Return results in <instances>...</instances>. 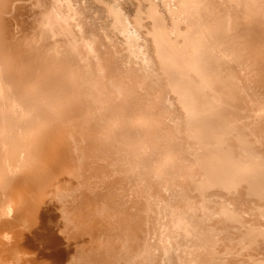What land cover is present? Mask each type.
Here are the masks:
<instances>
[{
	"label": "rangeland",
	"instance_id": "374dc122",
	"mask_svg": "<svg viewBox=\"0 0 264 264\" xmlns=\"http://www.w3.org/2000/svg\"><path fill=\"white\" fill-rule=\"evenodd\" d=\"M41 1L0 0V264H263L264 0Z\"/></svg>",
	"mask_w": 264,
	"mask_h": 264
},
{
	"label": "bare ground",
	"instance_id": "6f19581e",
	"mask_svg": "<svg viewBox=\"0 0 264 264\" xmlns=\"http://www.w3.org/2000/svg\"><path fill=\"white\" fill-rule=\"evenodd\" d=\"M7 1H8V0H7ZM29 1H30V0H29ZM40 1H41V0H40ZM155 1H156V0H155ZM170 1H171V0H170ZM41 2H42V1H41ZM164 2H165V1H164ZM228 2H229V1H228ZM12 3H13V2H12ZM39 3H40V2H39ZM51 3H52V2H51ZM250 3H251V2H250ZM61 4H62V3H61ZM72 4H73V3H72ZM102 4H103V3H102ZM102 4H101V5H102ZM177 4H178V3H177ZM242 4H243V3H242ZM2 5H3V4H2ZM10 5H11V4H10ZM47 5H48V3H47ZM197 5H198V4H197ZM52 6L54 7V5H52ZM65 6H66V5H65ZM76 6H77V5H76ZM111 6H112V5H111ZM115 6H116V5H115ZM166 6H167V5H166ZM245 6H246V5H245ZM14 7H15V6H14ZM34 7H35V6H34ZM45 7H46V6H45ZM106 7H107V6H106ZM226 7H227V6H226ZM2 8H3V6H2ZM8 8H9V6H8ZM17 8H18V7H17ZM39 8H40V6H39ZM47 8H48V6H47ZM55 8H56V7H55ZM72 8H73V7H72ZM74 8H75V7H74ZM116 8H117V7H116ZM165 8H166V7H165ZM9 9H10V8H9ZM52 9H53V8H52ZM56 9H57V8H56ZM56 9H54V10H56ZM215 9H216V8H215ZM15 10H17V9H15ZM45 10H46V9H45ZM189 10H190V9H189ZM252 10H253V9H252ZM30 11H31V10H30ZM52 11H53V10H52ZM118 11H119V9H118ZM147 11H148V10H147ZM182 11H183V10H182ZM242 11H243V10H242ZM247 11H248V10H247ZM42 12H43V11H42ZM42 12H41V13H42ZM46 12H47V11H46ZM73 12H74V11H73ZM75 12H76V11H75ZM231 12H232V11H231ZM259 12H260V11H259ZM41 13H40V14H41ZM55 13H56V12H55ZM76 13H77V12H76ZM78 13H79V12H78ZM80 13H81V12H80ZM116 13H117V12H116ZM157 13H158V12H157ZM162 13H163V12H162ZM15 14H16V13H15ZM57 14H58V12H57ZM112 14H113V13H112ZM146 14H149V13L147 12ZM248 14H249V13H248ZM258 14H259V13H258ZM53 15H54V14H53ZM108 15H109V14H108ZM169 15H170V14H169ZM169 15H168V17H169ZM262 15H263V14H262ZM39 16H40V15H38V17H39ZM56 16H59V14L56 15ZM66 16H67V15H66ZM112 16H113V15H112ZM263 16H264V15H263ZM77 17H78V16H77ZM83 17H84V15H83ZM135 17H136V16H135ZM173 17H174V16H173ZM236 17H237V16H236ZM30 18H32V17H30ZM57 18H60V17H57ZM63 18H65V17H63ZM113 18H114V17H113ZM121 18H122V17H121ZM127 18H128V17H127ZM133 18H134V17H133ZM214 18H215V17H214ZM248 18H249V17H248ZM17 19H18V18H17ZM38 19H39V18H38ZM66 19H67V18H66ZM111 19H112V18H111ZM168 19H169V18H168ZM175 19H176V17H175ZM236 19H237V18H236ZM255 19H256V18H255ZM261 19H262V18H261ZM47 20H48V19H47ZM76 20H77V19H76ZM115 20H116V19H115ZM117 20H118V19H117ZM190 20H191V19H190ZM205 20H206V19H205ZM209 20H210V19H209ZM243 20H244V19H243ZM250 20H251V19H250ZM257 20H258V19H257ZM17 21H18V20H17ZM43 21H44V20H43ZM77 21H78V20H77ZM141 21H143V20H141ZM180 21H181V20H180ZM262 21H263V19H262ZM50 22H52V21H50ZM120 22H121V21H120ZM139 22H140V21H139ZM196 22H197V21H196ZM234 22H235V21H234ZM236 22H237V21H236ZM36 23H37V22H36ZM41 23H43V22H41ZM47 23H48V22H47ZM87 23H88V22H87ZM174 23H175V22H174ZM174 23H173V24H174ZM208 23H209V22H208ZM263 23H264V22H263ZM31 24H32V23H31ZM40 25H41V24H40ZM78 25H79V23H78ZM112 25H113V24H112ZM165 25H166V24H165ZM187 25H188V24H187ZM191 25H192V24H191ZM208 25H209V24H208ZM233 25H234V24H233ZM251 25H252V24H251ZM256 25H258V24H256ZM36 26H37V24H36ZM36 26H35V27H36ZM62 26H63V25H62ZM172 26H173V25H172ZM222 26H223V25H222ZM245 26H246V25H245ZM248 26H249V25H248ZM248 26H247V27H248ZM17 27H18V25H17ZM37 27H38V26H37ZM37 27H36V28H37ZM67 27H68V26H67ZM74 27H75V26H74ZM126 27H129V26H126ZM126 27H125V28H126ZM140 27H141V26H140ZM155 27H156V26H155ZM169 27H170V26H169ZM259 27H260V26H259ZM38 28H39V27H38ZM77 28H78V27H76L75 30H76ZM106 28H107V27H106ZM112 28H113V27H112ZM115 28H116V27H115ZM253 28H254V27H253ZM57 29H58V28H57ZM154 29H155V28H154ZM168 29H169V28H168ZM170 29H171V28H170ZM242 29H243V28H242ZM245 29H246V28H245ZM261 29H262V28H261ZM38 30H39V29H38ZM53 30H54V29H53ZM75 30H74V31H75ZM122 30H123V29H122ZM126 30H127V29H126ZM130 30H131V29H130ZM157 30H158V29H157ZM181 30H182V29H181ZM257 30H258V29H257ZM262 30H264V27H263ZM41 31H42V30H41ZM110 31H111V30H110ZM113 31H114V30H113ZM124 31H125V30H124ZM132 31H133V30H131L130 32L132 33ZM145 31H146V30H145ZM39 32H40V31H39ZM43 32H44V31H43ZM54 32H56V31L54 30ZM57 32H58V30H57ZM127 32H128L127 35H130V34H129V31H127ZM253 32H254V31H253ZM12 33H13V32H12ZM58 33H59V32H58ZM133 33H135V32H133ZM230 33H231V32H230ZM230 33H229V34H230ZM258 33H260V32H258ZM44 34H45V33H44ZM63 34H64V33H63ZM91 34H92V33H91ZM91 34H90V35H91ZM154 34H155V33H154ZM250 34H251V33H250ZM262 34H263V33H262ZM12 35H14V34H12ZM17 35H18V34H17ZM40 35H41V33H40ZM42 35H43V33H42ZM42 35H41V36H42ZM87 35H88V34H87ZM135 35H136V34H135ZM160 35H162V34H160ZM234 35H235V34H234ZM252 35H253V34H252ZM61 36H62V35H61ZM132 36H133V35H132ZM153 36H154V35H153ZM188 36H189V35H188ZM211 36H212V35H211ZM249 36H250V35H249ZM254 36H256V35H254ZM258 36H259V35H258ZM79 37H80V36H79ZM87 37H88V36H87ZM89 37H90V36H89ZM121 37H123V36H121ZM150 37H151V36H150ZM163 37H164V36H163ZM163 37H162V38H163ZM233 37H235V36H233ZM251 37H252V36H251ZM262 37H263V36H262ZM262 37H261V38H262ZM128 38H130V37H128ZM219 38H220V37H219ZM242 38H243V37H242ZM30 39H31V38H30ZM38 39H39V38H38ZM46 39H48V38H46ZM56 39H57V38H56ZM58 39H59V38H58ZM67 39H68V38H67ZM80 39H81V38H80ZM87 39H88V38H87ZM115 39H116V38H115ZM121 39H122V38H121ZM144 39H145V38H144ZM155 39H156V37H155ZM244 39H245V38H244ZM250 39H251V38L249 37V41H250ZM259 39H260V38H259ZM263 39H264V38H263ZM16 40H17V39H16ZM16 40H15V41H16ZM24 40H25V38H24ZM27 40H28V39H27ZM39 40H40V39H39ZM74 40H75V39H74ZM83 40H84V39H83ZM89 40H90V39H89ZM221 40H222V39H221ZM255 40H257V39H255ZM11 41H12V40H11ZM47 41H48V40H47ZM62 41H64V39H63ZM115 41H116V40H115ZM160 41H161V40H160ZM183 41H184V40H183ZM229 41H230V40H229ZM233 41H234V40H233ZM31 42H32V41H31ZM58 42H59V41H58ZM91 42H92V40H91ZM93 42H94V41H93ZM150 42H151V41H150ZM211 42H212V41H211ZM251 42H252V41H251ZM29 43H30V42H29ZM38 43H39V42H38ZM38 43H36V44H38ZM45 43H46V42H45ZM49 43H50V42H49ZM51 43H52V42H51ZM78 43H79V42H78ZM83 43H85V40H84ZM88 43H89V42H88ZM128 43H129V42H128ZM160 43H161V42H160ZM163 43H164V42H163ZM218 43H219V42H218ZM237 43H238V42H237ZM237 43H236V44H237ZM257 43H258V42H257ZM16 44H17V43H16ZM19 44H20V43H19ZM63 44H64V42H63ZM97 44H98V43H97ZM125 44H126V43H125ZM161 44H162V43H161ZM245 44H246V43H245ZM248 44H249V43H248ZM27 45H28V44H27ZM29 45H30V44H29ZM32 45H33V44H32ZM34 45H35V44H34ZM38 45H39V44H38ZM60 45H61V44H60ZM64 45H65V44H64ZM83 45H84V44H83ZM85 45H86V44H85ZM99 45H100V44H99ZM154 45H155V44H154ZM167 45H168V44H167ZM189 45H190V44H189ZM191 45H192V44H191ZM20 46H21V45H20ZM41 46H42V45H41ZM41 46H40V47H41ZM53 46H54V45H53ZM61 46H62V45H61ZM69 46H70V45H69ZM90 46H91V45H90ZM124 46H125V45H124ZM224 46H225V45H224ZM232 46H233V45H232ZM250 46H251V45H250ZM15 47H16V46H15ZM28 47H29V46H28ZM35 47H36V45H35ZM38 47H39V46H38ZM51 47H52V46H51ZM62 47H63V46H62ZM82 47H83V46H82ZM135 47H136V46H135ZM220 47H221V46H220ZM242 47H243V45H242ZM19 48H20V47H19ZM32 48H33V47H32ZM42 48H43V47H42ZM83 48H84V47H83ZM86 48H88V47H86ZM94 48H95V47H94ZM129 48H130V47H129ZM138 48H139V47H138ZM187 48H188V47H187ZM248 48H250V47H248ZM11 49H12V48H11ZM35 49H37V47H36ZM45 49L47 50V49H49V48H45ZM56 49H57V48H56ZM56 49H55V50H56ZM59 49H60V48H59ZM66 49H67V48H66ZM69 49H70V48H68V51H69ZM89 49H90V48H89ZM100 49H101V48H100ZM104 49H105V48H104ZM139 49H140V48H139ZM145 49H146V48H145ZM178 49H179V48H178ZM213 49H214V48H213ZM234 49H235V48H234ZM236 49H237V51H238V48H236ZM242 49H243V48H242ZM18 50H19V49H18ZM32 50H33V49H32ZM46 50H45V51H46ZM80 50H81V48H80ZM85 50H86V49H85ZM95 50H96V49H95ZM187 50H188V49H187ZM231 50H232V49H231ZM243 50H244V49H243ZM246 50H247V49H246ZM250 50H251V49H250ZM261 50H264V48H262ZM261 50H260V51H261ZM50 51H51V50H50ZM97 51H99V50H97ZM138 51H139V50H138ZM138 51H137V52H138ZM190 51H191V50H190ZM233 51H234V50H233ZM248 51H249V50H248ZM0 52H1V51H0ZM19 52H20V51H19ZM19 52H18V53H19ZM23 52H24V51H23ZM41 52H42V51H41ZM85 52H87V51H85ZM88 52H89V51H88ZM128 52H129V51H128ZM139 52H140V51H139ZM168 52H169V51H168ZM241 52H242V51H241ZM261 52H262V51H261ZM16 53H17V51H16ZM44 53H45V52H44ZM44 53H43L42 55H44ZM61 53H62V52H61ZM65 53H66V52H65ZM69 53H70V52H69ZM72 53H73V51H72ZM77 53H78V52H77ZM79 53H80V52H79ZM82 53H83V52H82ZM92 53H93V51H92ZM135 53H136V52H135ZM153 53H154V52H153ZM177 53H178V52H177ZM226 53H227V52H226ZM248 53H249V52H248ZM32 54H33V52H32ZM35 54L38 55L36 52H35ZM35 54H34V55H35ZM39 54H40V53H39ZM66 54H67V53H66ZM66 54H65V55H66ZM155 54H156V53H155ZM238 54H239V53H238ZM255 54H256V53H255ZM262 54H263V53H262ZM15 55H16V54H15ZM20 55H21V54H20ZM20 55H19V56H20ZM42 55H41V56H42ZM62 55H63V54H62ZM72 55H73V54H72ZM168 55H169V54H168ZM246 55H247V54H246ZM30 56H31V55H30ZM41 56H40L39 58H41ZM74 56H75V55H74ZM86 56H87V55H86ZM90 56H91V55H90ZM103 56H104V55H103ZM140 56H141V54H140ZM143 56H144V55H143ZM155 56H156V55H155ZM171 56H172V55H171ZM244 56H245V55H244ZM260 56H261V54H260ZM17 57H18V56H17ZM35 57H38V56H35ZM65 57H66V56H65ZM100 57H101V55H100ZM146 57H147V56H146ZM221 57H222V56H221ZM255 57H256V56H255ZM25 58H26V57H25ZM32 58H33V57H32ZM32 58H31V59H32ZM45 58H47V60H49L47 56H46ZM68 58H69V57H68ZM72 58H73V57H72ZM91 58H92V57H91ZM95 58H96V57H95ZM191 58H192V57H191ZM222 58H223V57H222ZM226 58H227V57H226ZM236 58H237V57H236ZM240 58H241V56H240ZM240 58H239V59H240ZM22 59H24V57H23ZM37 59H38V58H37ZM54 59H55V58H54ZM54 59H51V60H54ZM74 59H75V58H74ZM93 59H94V58H93ZM136 59H137V58H136ZM180 59H181V58H180ZM221 60H222V59H221ZM234 60H235V59H234ZM16 61H17V60H16ZM35 61H36V60H35ZM56 61H57V60H56ZM86 61H87V60H86ZM89 61H90V60H89ZM139 61H140V60H139ZM142 61H143V59H142ZM147 61H149V60H147ZM235 61H236V60H235ZM239 61H240V60H239ZM40 62H42V61L40 60ZM48 62H49V61H48ZM53 62H54V61H53ZM70 62H71V61H69V63H70ZM73 62H75V60H74ZM227 62H228V61H227ZM236 62H237V61H236ZM245 62H246V61H245ZM253 62H254V61H253ZM253 62H252V63H253ZM29 63H30V62H29ZM31 63H32V62H31ZM31 63H30V64H31ZM33 63H34V62H33ZM38 63H39V62H38ZM38 63H36V64H38ZM75 63H76V62H75ZM82 63H83V62H82ZM147 63H148V62H147ZM192 63H193V62H192ZM224 63H225V62H224ZM229 63H230V62H229ZM27 64H28V63H27ZM45 64H47L46 61H45ZM45 64H44V65H45ZM54 64H55V63H54ZM90 64H91V63H90ZM218 64H219V63H218ZM239 64H240V63H239ZM247 64H248V63H247ZM261 64H262V63H261ZM32 65H34V64H32ZM51 65H52V64H51ZM55 65H57V64H55ZM73 65H74V64H73ZM82 65H83V64H82ZM157 65H158V64H157ZM157 65H156V66H157ZM179 65H180V64H179ZM248 65H249V64H248ZM256 65H257V64H256ZM263 65H264V64H263ZM42 66H43V64H42ZM42 66H40V67H42ZM71 66H72V65H71ZM101 66H102V65H101ZM147 66H148V65H147ZM171 66H172V65H171ZM231 66H232V65H231ZM242 66H243V65H242ZM249 66H250V65H249ZM252 66H253V65H252ZM252 66H251L250 68H252ZM28 67H29V66H28ZM47 67H48V66H47ZM56 67H57V66H56ZM61 67H62V65H61ZM83 67H84V66H83ZM105 67H106V65L104 66V68H105ZM182 67H183V66H182ZM185 67H186V66H185ZM185 67H184V68H185ZM228 67H229V66H228ZM235 67H236V66H235ZM262 67H263V66H262ZM262 67H261V68H262ZM31 68H32V67H31ZM36 68H37V66H36ZM174 68H175V67H174ZM184 68H183V69H184ZM208 68H209V67H208ZM241 68H242V67H241ZM255 68H256V67H255ZM5 69H6V68H5ZM37 69H38V68H37ZM39 69H40V68H39ZM41 69H42V68H41ZM45 69H46V68H45ZM145 69H146V68H145ZM159 69H160V68H159ZM161 69H162V68H161ZM223 69H224V68H223ZM232 69H233V68H232ZM27 70H29V69L27 68ZM43 70H44V68H43ZM47 70H48V68H47ZM50 70H51V69H50ZM52 70H53V69H52ZM88 70H89V69H88ZM90 70H91V68H90ZM205 70H206V69H205ZM240 70H241V69H240ZM258 70H259V68H258ZM84 71H85V70H84ZM105 71H107V70H105ZM149 71H150V70H149ZM166 71H167V69H166ZM212 71H213V70H212ZM214 71H215V70H214ZM235 71H236V70H235ZM241 71H242V70H241ZM252 71H253V70H252ZM32 72H33V71H32ZM34 72H35V71H34ZM90 72H91V71H90ZM131 72H132V71H131ZM194 72H195V71H194ZM205 72H206V71H205ZM222 72H223V71H222ZM227 72H228V71H227ZM231 72H232V71H231ZM245 72H246V70H245ZM248 72H249V71H248ZM254 72H255V70H254ZM9 73H10V72H9ZM51 73H52V72H51ZM54 73H55V72H54ZM138 73H139V71H138ZM146 73H147V72H146ZM187 73H188V72H187ZM233 73H234V72H233ZM249 73H250V72H249ZM260 73H261V72H260ZM21 74H22V73H21ZM29 74H30V73H29ZM38 74H39V73H37V75H38ZM73 74H74V73H73ZM178 74H179V73H178ZM189 74H190V73H189ZM243 74H244V73H243ZM250 74H251V73H250ZM255 74H256V73H255ZM13 75H14V74H13ZM30 75H32V74H30ZM44 75H45V74H44ZM79 75H80V72H79ZM212 75H213V74H212ZM236 75H237V74H236ZM257 75H258V74H257ZM11 76H12V75H11ZM82 76H83V75H82ZM85 76L87 77V75H85ZM152 76H154V75H152ZM167 76H168V74H167ZM169 76H170V75H169ZM213 76H214V75H213ZM242 76H243V75H242ZM246 76L248 77V75H246ZM251 76H253V74H252ZM32 77H33V76H32ZM34 77H37V76L35 75ZM38 77H39V76H38ZM46 77H48V76L46 75ZM51 77H52V76H51ZM56 77H57V76H56ZM56 77H55V79H56ZM58 77H60V76H58ZM62 77H63V75H62ZM94 77H95V76H94ZM144 77H145V75H144ZM228 77H229V76H228ZM239 77H241V76H239ZM255 77H257V76H255ZM27 78H29V77H27ZM43 78H44V77H43ZM157 78H158V77H157ZM221 78H222V77H221ZM233 78H234V77H233ZM236 78H237V77H236ZM249 78H250V76H249ZM249 78H248V79H249ZM36 79H37V78H36ZM55 79H54V80H55ZM98 79H99V78H98ZM151 79H153V78H151ZM172 79H173V77H172ZM219 79H220V78H219ZM228 79H229V78H228ZM251 79H252V78H251ZM25 80H26V78H25ZM28 80H29V79H28ZM41 80H42V79H41ZM41 80H40V82H41ZM44 80H45V82H46V78H45ZM48 80H49V78H48ZM59 80H61V79H59ZM63 80H65V79H63ZM72 80H73V79H72ZM87 80H88V79H87ZM112 80H113V79H112ZM166 80H167V79H166ZM166 80H165V81H166ZM50 81H51V80H50ZM50 81H49V84H50ZM55 81H56V80H55ZM84 81H85V80H84ZM89 81H90V80H89ZM109 81H110V80H109ZM119 81H120V80H119ZM119 81H117V84H116V83H113V84H112V83H111L112 81H111L110 83H111V86H112L113 94H114V92H115L116 94H119V97H120V98H122L123 96H120V94H121V93H122L121 95L125 94L126 89L123 90V88H124L125 86H124V87H123V86L121 87L122 84H121V83L118 84ZM206 81H207V80H206ZM221 81H222V80H221ZM244 81H245V80H244ZM249 81H250V79H249ZM0 82H1V81H0ZM20 82H21V81H20ZM25 82H26V81H25ZM31 82H32V81H31ZM38 82H39V81H38ZM45 82L43 81V83H45ZM52 82H53V81H52ZM58 82H59V81H57V84H58ZM61 82H62V81H61ZM113 82H114V80H113ZM213 82H214V81H213ZM228 82H229V81H228ZM230 82H231V81H230ZM253 82H254V81H253ZM28 83H29V82H28ZM43 83H42V84H43ZM46 83L48 84V82H46ZM110 83H109V84H110ZM169 83H170V82H169ZM174 83H175V82H174ZM195 83H196V82H195ZM223 83H224V82H223ZM235 83H236V82H235ZM240 83H242V82H240ZM26 84H27V83H26ZM49 84H48V85H49ZM52 84H53V83H52ZM98 84H99V83H98ZM146 84H147V83H146ZM214 84H215V83H214ZM247 84H248V83H247ZM247 84H245V85H247ZM14 85H15V84H14ZM211 85H212V84H211ZM217 85H218V84H217ZM248 85H249V84H248ZM1 86H2V85H1ZM43 86H44V85H43ZM58 86H59V85H58ZM91 86H92V85H91ZM91 86H90V88H91ZM150 86H151V85H150ZM169 86H170V85H169ZM199 86H200V85H199ZM205 86H206V85H205ZM224 86H225V85H224ZM237 86H238V85H237ZM3 87H4V86H3ZM3 87H2V88H3ZM20 87H21V86H20ZM98 87H99V86H98ZM156 87H157V86H156ZM170 87H171V86H170ZM212 87H213V86H212ZM222 87H223V86H222ZM233 87H234V86H233ZM241 87H242V86H241ZM6 88H7V87H6ZM22 88H23V87H22ZM59 88H60V87H58V89H59ZM83 88H84V87H83ZM125 88H126V87H125ZM210 88H211V87H210ZM3 89H5V88H3ZM9 89H10V88H9ZM19 89H20V88H19ZM39 89H40V88H39ZM39 89H38V90H39ZM56 89H57V88H56ZM213 89H214V88H213ZM226 89H227V88H226ZM244 89H246V88H244ZM13 90H14V89H13ZM51 90H52V89H51ZM148 90H149V89H148ZM233 90H234V89H233ZM238 90H239V89H238ZM241 90H242V89H241ZM10 91L12 92V90H10ZM48 91H49V89H48ZM60 91H61V90H60ZM88 91H89V90H88ZM123 91H124V92H123ZM129 91H130V90H129ZM176 91H177V90H176ZM236 91H237V90H236ZM245 91H246V90H245ZM4 92H5V90H4ZM49 92H50V91H49ZM55 92H56V91H55ZM210 92H211V91H210ZM219 92H220V91H219ZM223 92H224V91H223ZM251 92H252V91H251ZM38 93H39V92H38ZM83 93H84V92H83ZM101 93H102V92H101ZM168 93H169V92H168ZM227 93H228V92H227ZM253 93H254V92H253ZM5 94H6V93H5ZM9 94H10V93H9ZM23 94H24V93H23ZM23 94H22V96H23ZM25 94H26V93H25ZM29 94H30V93H29ZM42 94H43V92H42ZM51 94H53V93H51ZM85 94H86V93H85ZM103 94H104V93H103ZM220 94H221V93H220ZM260 94H261V93H260ZM10 95L12 96V94H10ZM20 95H21V94H20ZM26 95H27V94H26ZM57 95H58V94H57ZM70 95H71V93H70ZM92 95H93V94H92ZM104 95H105V94H104ZM114 95H115V94H114ZM226 95H227V94H226ZM241 95H242V94H241ZM246 95H247V94H246ZM252 95H255V94H252ZM0 96H1V95H0ZM7 96H8V95H7ZM28 96H29V95H28ZM39 96H41V95H39ZM44 96H45V92H44ZM74 96H75V95H74ZM93 96H94V95H93ZM116 96H117V95H116ZM116 96H115V97H116ZM138 96H139V95H138ZM223 96H224V95H223ZM238 96H239V95H238ZM238 96H237V97H238ZM13 97H14V96H13ZM34 97H35V96H34ZM84 97H85V96H84ZM117 97H118V96H117ZM119 97H118V99H119ZM19 98H20V97H19ZM23 98H24V97H23ZM26 98H27V97H26ZM40 98H41V97H40ZM56 98H57V97H56ZM76 98H77V97H76ZM93 98H94V97H93ZM104 98H105V97H104ZM143 98H144V97H143ZM179 98H180V97H179ZM232 98H233V97H232ZM87 99H88V98H87ZM123 99H124V98H123ZM182 99H183V98H182ZM220 99H221V98H220ZM256 99H257V98H256ZM14 100H16V99L14 98ZM18 100H19V99H18ZM23 100H24V99H23ZM39 100H41V99L38 98V102H36V103H39ZM43 100H44V99H43ZM59 100H60V99H59ZM63 100H64V99H63ZM105 100H108V99L106 98ZM105 100H103V101H105ZM230 100H231V99H230ZM11 101H12V99H11ZM35 101H36V100H35ZM50 101H51V100H50ZM240 101H241V100H240ZM250 101H252V100H250ZM258 101H259V100H258ZM2 102H4V101H2ZM5 102H6V100H5ZM18 102H19V101H18ZM21 102H22V98H21ZM29 102H30V101H29ZM47 102H48V101H47ZM53 102H54V101H53ZM65 102H66V100H65ZM74 102H76V101H74ZM101 102H102V101H101ZM105 102H108V101H105ZM228 102H230V101H228ZM231 102H232V101H231ZM236 102H237V101H236ZM236 102H235V103H236ZM248 102H249V101H248ZM254 102H255V101H254ZM6 103H7V102H6ZM19 103H20V102H19ZM32 103H33V102H32ZM32 103H31V104H32ZM207 103H208V102H207ZM215 103H217V102H215ZM243 103H244V102H243ZM9 104H11V103L9 102ZM23 104H25V103H23ZM27 104H28V103H27ZM31 104H30V105H31ZM77 104H78V103H77ZM108 104H109V103H108ZM136 104H137V103H136ZM224 104H225V103H224ZM227 104H228V103H227ZM231 104H232V103H231ZM248 104H249V103H248ZM25 105H26V104H25ZM33 105H35V104H33ZM44 105H45V104H44ZM53 105H54V104H53ZM63 105H64V104H63ZM124 105H125V104H124ZM233 105H234V103H233ZM9 106H10V105H9ZM22 106H23V105H22ZM28 106H29V105H28ZM31 106H32V105H31ZM36 106H37V105H35V107H36ZM38 106H40V104H39ZM49 106H50V105H49ZM89 106H90V105H89ZM89 106H88V107H89ZM97 106H98V105H97ZM165 106H166V105H165ZM193 106H194V105H193ZM219 106H220V105H219ZM225 106H226V105H225ZM229 106H230V105H229ZM259 106H260V105H259ZM93 107H94V106H93ZM102 107H104V106H102ZM166 107H167V106H166ZM185 107H186V106H185ZM212 107H213V106H212ZM246 107H247V106H246ZM246 107H245V108H246ZM7 108H8V107H7ZM9 108H10V107H9ZM15 108H16V107H15ZM26 108H27V107H26ZM26 108H25V109H26ZM59 108H60V107H59ZM91 108H92V106H91ZM105 108H106V106H105ZM241 108H242V107H241ZM249 108H250V107H249ZM254 108H255V107H254ZM17 109H18V108H17ZM20 109H21V108H20ZM31 109H32V108H31ZM93 109H94V108H92V110H93ZM107 109H109V108H107ZM114 109H115V108H114ZM167 109H168V108H167ZM211 109H212V108H211ZM225 109H226V108H225ZM234 109H235V108H234ZM260 109H261V108H260ZM15 110H16V109H15ZM21 110H23V109H21ZM26 110H27V109H26ZM26 110H25V111H26ZM45 110L47 111L46 108H45ZM135 110H136V109H135ZM148 110H149V109H148ZM208 110H209V109H208ZM256 110H257V109H256ZM16 111H17V110H16ZM31 111H32V110H31ZM31 111H29V112H31ZM90 111H91V110H90ZM228 111H229V110H228ZM233 111H234V110H233ZM236 111H237V110H236ZM26 112L29 113L28 111H26ZM34 112H35V111H34ZM34 112H33V113H34ZM91 112H92V111H91ZM91 112H90V113H91ZM106 112H107V111H106ZM163 112H164V111H163ZM200 112H201V111H200ZM234 112H235V111H234ZM17 113H18V112H17ZM110 113H111V112H110ZM113 113H115V112H113ZM218 113H219V112H218ZM8 114H9V113H8ZM8 114H6V117H9V118H10V115L8 116ZM52 114H53V113H52ZM75 114H76V113H75ZM141 114H142V113H141ZM141 114H140V115H141ZM149 114H150V112H149ZM222 114H223V113H222ZM242 114H243V113H242ZM259 114H260V113H259ZM12 115H13V114H12ZM16 115H17V114H16ZM19 115H20V114H19ZM19 115L17 116V118L19 117ZM30 115H31V114H30ZM32 115H33V114H32ZM57 115H58V114H57ZM107 115H108V114H107ZM109 115H110V114H109ZM143 115H144V114H143ZM147 115H148V114H147ZM245 115H246V114H245ZM22 116H23V115H22ZM28 116H29V115H28ZM33 116H34V115H33ZM48 116H49V115H48ZM63 116H65V115L63 114ZM226 116H227V115H226ZM3 117H4V116H3ZM30 117H31V116H30ZM86 117H87V116H86ZM143 117H144V116H143ZM181 117H182V116H181ZM223 117H224V116H223ZM9 118H6V120L8 121ZM14 118H16V117L14 116ZM14 118H13V119H14ZM56 118H57V117H56ZM58 118H59V117H58ZM114 118H116V117H114ZM117 118H118V117H117ZM146 118H147V116H146ZM183 118H184V117H183ZM193 118H194V117H193ZM243 118H244V117H243ZM249 118H250V117H249ZM254 118H255V117H254ZM0 119H1V118H0ZM20 119H21V118H20ZM54 119H55V118H54ZM108 119H109V118H108ZM132 119H133V118H132ZM147 119H148L147 121L149 122V121H151L152 118L150 117V118H147ZM149 119H150V120H149ZM255 119H256V118H255ZM258 119H259V118H258ZM3 120H4V119H3ZM6 120H5V121H6ZM29 120H31V119H29ZM72 120H73V119H72ZM109 120H110V119H109ZM113 120H114V119H113ZM134 120H135V119H134ZM155 120H156V119H155ZM215 120H216V119H215ZM245 120H246V119H245ZM16 121H17V120H16ZM54 121H55V120H54ZM76 121H77V120H76ZM84 121H85V120H84ZM107 121H108V120H107ZM107 121H106V122H107ZM142 121H143V120H142ZM211 121H212V120H211ZM225 121H226V120H225ZM23 122H24V120H23ZM25 122H26V121H25ZM30 122H32V121H30ZM37 122H38V121H37ZM51 122H53V121L51 120ZM108 122H109V121H108ZM114 122H115V121H114ZM148 122H147V123H148ZM151 122H152V124H154L153 121H151ZM3 123H4V121L2 122V125H5V124H3ZM6 123L9 124V122H6ZM41 123H42V122H41ZM56 123H57V122H56ZM67 123H68V122H67ZM95 123H96V122H95ZM175 123H176V122H175ZM178 123H180V122H178ZM189 123H190V121H189ZM230 123H231V122H230ZM8 124H7V125H8ZM19 124H20V122H19ZM28 124H29V123H28ZM197 124H198V123H197ZM216 124H217V123H216ZM7 125H6V126H7ZM30 125H32V124H30ZM34 125H35V124H34ZM62 125H63V124H62ZM82 125H83V124H82ZM111 125H112V124H111ZM173 125H174V124H173ZM221 125H222V124H221ZM11 126H12V125H10V127H11ZM13 126H14V125H13ZM16 126H17V125H16ZM19 126H21V125H18V127H16V129H18ZM76 126H77V125H76ZM104 126H105V125H104ZM117 126H118V125H117ZM190 126H192V125H190ZM193 126H195V125H193ZM193 126H192V127H193ZM216 126H217V125H216ZM111 127H112V126H111ZM126 127H127V126H126ZM149 127H150V126H149ZM252 127H253V125H252ZM260 127H261V126H260ZM78 128H79V127H78ZM95 128H96V127H95ZM109 128H110V127H109ZM220 128H222V127L220 126ZM236 128H237V127H236ZM10 129H11V128H10ZM10 129H9V131H10ZM118 129H119V128H118ZM124 129H125V127H124ZM148 129H149V128H148ZM148 129H147V130H148ZM156 129H157V128H156ZM193 129H194V128H193ZM13 130H14V129H13ZM81 130H82V129H81ZM93 130H94V129H93ZM95 130H96V129H95ZM95 130H94V131H95ZM101 130H102V129H101ZM126 130H127V129H126ZM195 130H196V129H195ZM114 131H115V130H114ZM123 131H124V130H123ZM154 131H155V129H153L152 132H154ZM190 131H191V130H190ZM201 131H202V130H201ZM0 132H1V130H0ZM120 132H121V131H120ZM128 132H129V130H128ZM157 132H158V133H157ZM192 132H193V131H192ZM244 132H246V131H244ZM259 132H260V131H259ZM2 133H3V132H2ZM11 133H12V132H11ZM65 133H66V132H65ZM122 133H123V132H122ZM154 133H157L156 135H159V137L162 136V135H164V132H163V134H159V133H161L160 131H156V132H154ZM193 133H194V132H193ZM198 133H200V131H199ZM4 134H5V133H4ZM62 134H63V133H62ZM152 134H153V133H152ZM191 134H192V133H191ZM214 134H215V133H214ZM218 134H219V133H218ZM1 135H2V134H1ZM11 135H12V134H11ZM11 135H10V136H11ZM110 135H111V134H110ZM126 135H127V134H126ZM165 135H166V134H165ZM167 135H169V134H167ZM233 135H234V134H233ZM258 135H259V134H258ZM114 136H115V135H114ZM189 136H190V135H189ZM196 136H197V134H196ZM246 136H247V135H246ZM255 136H256V135H255ZM192 137H193V136H192ZM221 137H222V136H221ZM259 137H260V136H259ZM1 138H2V137H1ZM120 138H121V137H120ZM162 138H163V137H162ZM197 138H199V137H197ZM234 138H235V137H234ZM252 138H253V137H252ZM107 139H108V138H107ZM112 139H113V138H112ZM130 139H131V138H130ZM130 139H129V140H130ZM157 139H158V138H157ZM172 139H173V138H172ZM246 139H247V138H246ZM9 140H10V139H9ZM92 140H93V139H92ZM115 140H116V139H115ZM119 140H120V139H119ZM121 140H122V139H121ZM226 140H227V139H226ZM12 141H13V139H12ZM93 141H94V140H93ZM125 141H126V140H125ZM156 141H157V140H156ZM174 141H175V140H174ZM246 141H247V140H246ZM250 141H251V140H250ZM90 142H91V141H90ZM115 142H116V141H115ZM152 142H153V140H152ZM168 142H169V141H168ZM203 142H204V141H203ZM236 142H237V141H236ZM260 142H261V141H260ZM127 143H128V142H127ZM129 143H131V141H130ZM140 143H141V142H140ZM165 143H166V142H165ZM170 143H171V142H170ZM258 143H259V142H258ZM8 144H9V143H8ZM13 144H15V143H13ZM18 144H19V143H18ZM113 144H115V143H113ZM142 144H143V142H142ZM171 144H172V143H171ZM203 144H204V143H203ZM11 145H12V144H11ZM122 145H123V144H122ZM122 145H121V146H122ZM178 145H179V144H178ZM186 145H187V144H186ZM215 145H216V144H215ZM215 145H214V147H215ZM230 145H231V144H230ZM236 145H237V144H236ZM236 145H235V146H236ZM255 145H257V144H255ZM166 146H167V145H166ZM173 146H174V145H173ZM191 146H192V145H191ZM216 146H217V145H216ZM221 146H222V145H221ZM235 146H233V147H235ZM16 147H17V144H16ZM16 147H15V148H16ZM119 147H120V146H119ZM134 147H135V145H134ZM134 147H133V148H134ZM137 147H138V146H137ZM210 147H211V146H210ZM9 148H10V147H9ZM9 148H8V149H9ZM122 148H123V147H122ZM128 148H129V147H128ZM130 148H131V147H130ZM169 148H170V147H169ZM186 148H187V147H186ZM12 149H13V148H12ZM171 149H172V148H171ZM191 149H192V148H191ZM191 149H189V150H191ZM208 149H209V148H208ZM212 149H213V148H212ZM214 149H215V148H214ZM244 149H245V148H244ZM244 149H243V150H244ZM74 150H75V148H74ZM139 150H140V149H139ZM219 150H220V149H219ZM245 150H246V149H245ZM256 150H257V149H256ZM164 151H165V150H164ZM222 151H223V150H221V152H222ZM22 152H23V151H22ZM134 152H135V151H134ZM154 152H155V151H154ZM244 152H245V151H244ZM262 152H263V151H262ZM140 153H141V152H140ZM168 153H169V152H168ZM170 153H171V152H170ZM191 153H192V152H191ZM239 153H240V152H239ZM129 154H130V153H129ZM133 154H134V153H132V155H133ZM148 154H149V153H148ZM165 154H166V153H165ZM173 154H175V153H173ZM177 154H179V153H177ZM189 154H190V153H189ZM197 154H198V153H197ZM204 154H205V153H204ZM140 155H141V154H140ZM223 155H224V154H223ZM259 155H262V154L260 153ZM141 156L143 157V155H141ZM171 156H172V155H171ZM191 156H192V155H191ZM263 156H264V155H263ZM75 157H76V156H75ZM144 157H145V156H144ZM174 157H175V156H174ZM176 157H177V156H176ZM196 157H197V156H196ZM212 157L214 158V155H213ZM233 157H234V156H233ZM139 158H141V157L139 156ZM153 158H155V156H153ZM161 158H163V157H161ZM168 158H169V157H168ZM172 158H173V157H172ZM192 158H193V157H192ZM75 159H76V158H75ZM124 159H125V158H124ZM129 159H130V158H129ZM145 159H146V158H145ZM147 159H148V158H147ZM158 159H159V158H158ZM158 159H157V160H158ZM206 159H207V158H206ZM211 159H212V158H211ZM224 159H225V158H224ZM77 160H78V159H77ZM140 160H141V159H140ZM149 160H150V159H149ZM149 160H147V161L150 162ZM153 160H154V159H153ZM161 160H162V159H161ZM164 160H165V159H164ZM168 160H169V159H168ZM209 160H210V159H209ZM214 160H217V159H214ZM134 161H135V160H134ZM145 161H146V160H145ZM162 161H163V160H162ZM0 162H1V161H0ZM139 162H140V161H139ZM159 162H160V160H159ZM159 162H158V164H159ZM169 162H170V161H169ZM202 162H203V161H202ZM202 162H201V163H202ZM208 162H209V161H208ZM211 162H212V161H211ZM211 162H210V163H211ZM213 162H214V161H213ZM127 163H128V162H127ZM136 163H137V162H136ZM160 163L162 164V162H160ZM214 163H215V162H214ZM258 163H259V162H258ZM130 164H131V162H130ZM142 164H143V163H142ZM147 164H148L147 162H146V164L144 163V165H147ZM149 164H150V163H149ZM185 164H186V163H185ZM204 164H205V163H204ZM211 164H213V163H211ZM1 165H2V164H1ZM1 165H0V168H1ZM144 165H143V166H144ZM233 165H234V164H233ZM13 166H14V165H13ZM133 166H134V165H133ZM167 166H168V165H167ZM177 166H180V165H177ZM192 166H193V165H192ZM201 166H202V165H201ZM229 166H230V165H229ZM14 167H15V166H14ZM17 167H18V166H17ZM145 167H146V166H145ZM171 167H172V165H171ZM204 167H205V166H204ZM207 167H208V166H207ZM231 167H232V166H231ZM140 168H141V167H140ZM178 168H179V167H178ZM212 168H213V167H212ZM1 169H2V168H1ZM138 169H139V167H138ZM149 169H150V168H149ZM153 169H154V168H153ZM165 169H166V168H165ZM198 169H199V168H198ZM201 169H202V168H201ZM206 169H207V168H206ZM154 170H155V169H154ZM202 170H203V169H202ZM219 170H220V169H219ZM241 170H242V169H241ZM1 171H2V170H1ZM140 171H142V170H140ZM171 171H172V169H171ZM173 171H175V170H173ZM228 171H229V170H228ZM233 171H234V170H233ZM239 171H240V170H239ZM143 172H144V171H143ZM180 172H181V171H180ZM185 172H186V171H185ZM202 172H203V171H202ZM221 172H222V170H221ZM229 172L232 173V170L229 171ZM240 172H241V171H240ZM240 172L237 173V174H240ZM145 173H146V171H145ZM147 173H148V172H147ZM0 174H2V172H0ZM143 174H144V173H143ZM228 174H229V173H228ZM168 175H170V174H168ZM203 175H204V174H203ZM224 175H225V174H224ZM229 175H230V174H229ZM164 176H165V175H164ZM166 176H167V175H166ZM188 176H189V175H188ZM162 177H163V176H162ZM170 177H171V176H170ZM170 177H169V178H170ZM191 177H193V176H191ZM230 177H233V175L230 176ZM234 177H235V176H234ZM236 177H237V176H236ZM33 178H34V177H33ZM189 178H190V177H189ZM226 178H227V177H226ZM252 178H253V177H252ZM257 178H258V177H257ZM145 179H147V178H145ZM166 179H168V177H167ZM192 179H193V178H192ZM208 179H209V178H208ZM233 179H234V178H233ZM205 180H207V179H205ZM228 180H231V178H229ZM252 180H253V179H252ZM161 181H162V178H161ZM189 181H190V179H189ZM164 182H165V181H164ZM190 182H191V181H190ZM202 182H203V181H202ZM228 182H229V181H228ZM251 182H252V181H251ZM251 182H250V183H251ZM157 183H158V182H157ZM157 183H156V184H157ZM161 183H162V182H161ZM161 183H160V184H161ZM187 183H188V182H187ZM220 184H221V183H220ZM232 184H233V183H232ZM253 184L255 185V183H253ZM256 184H257V183H256ZM167 185H168V183H167ZM194 185H195V184H194ZM200 185H201V184H200ZM248 185H249V184H248ZM144 186H145V185H144ZM148 186H149V185H148ZM234 186H235V185H234ZM257 186H258V184L256 185V189H257ZM206 187H207V186H206ZM252 187H253V186H252ZM167 188H168V187H167ZM199 188H200V187H199ZM199 188H198V189H199ZM210 188H211V187H210ZM210 188H209V189H210ZM216 188H217V187H216ZM250 188H251V187H250ZM254 188H255V187H254ZM172 189H173V188H172ZM195 189H196V188H195ZM200 189H201V188H200ZM203 189H204V188H203ZM168 190H169V189H168ZM252 190H254V189H252ZM259 190H260V189H259ZM153 191H154V189H153ZM190 191H191V190H190ZM221 191H222V190H221ZM223 191H224V190H223ZM243 191H244V190H243ZM250 191H251V190H250ZM159 192H161V191H159ZM195 192H196V191H195ZM197 192H198V191H197ZM256 192H257V191H256ZM140 193H141V192H140ZM179 193H180V192H179ZM252 193H253V191H252ZM119 194H120V193H119ZM174 194H175V192H174ZM204 194H205V193H204ZM233 194H234V193H233ZM140 195H141V194H140ZM146 195H147V194H146ZM158 195H159V194H158ZM202 195H203V194H202ZM244 195H245V193H244ZM141 196H143V195H141ZM154 196H155V195H154ZM174 196H175V195H174ZM186 197H187V196H186ZM192 197H194V196H192ZM114 198H115V197H114ZM148 198H149V197H148ZM167 199H168V198H167ZM170 199H171V198H170ZM172 199H173V198H172ZM182 199H183V198H182ZM210 199H211V198H210ZM214 199H216V198H214ZM121 200H122V199H121ZM143 200H144V199H143ZM173 200H174V199H173ZM191 200H192V199H191ZM204 200H206V199H204ZM204 200H203V201H204ZM231 200H232V199H231ZM231 200H230V201H231ZM262 200H263V199H262ZM181 201L183 202V200H181ZM187 201H188V200H187ZM189 201H190V200H189ZM208 201H210V200H208ZM215 201H216V200H215ZM122 202H123V201H122ZM126 202H127V201H126ZM152 202H153V199H152ZM172 202H173V201H172ZM177 202H178V201H177ZM179 202H180V199H179ZM179 202H178V203H179ZM184 202H185V200H184ZM231 202H232V201H231ZM114 203H115V202H114ZM149 203H150V202H149ZM169 203H170V202H169ZM207 203H208V202H207ZM224 203H225V202H224ZM143 204H144V203H143ZM145 204H146V203H145ZM188 204H189V203H188ZM200 204H201V203H200ZM167 205H168V204H167ZM169 205H170V204H169ZM216 205H217V203H216ZM161 206H163V205H161ZM173 206H174V205H173ZM218 206H219V205H218ZM222 206H223V205H222ZM189 207H190V205H189ZM189 207H188V208H189ZM220 207H221V206H220ZM233 207H234V206H233ZM258 207H259V206H258ZM260 207H261V206H260ZM7 208H8V206H7ZM127 208H128V207H127ZM160 208H162V207H160ZM160 208H159V209H160ZM174 208H176V207H174ZM174 208H173V209H174ZM182 208H183V207H182ZM198 208H199V207H198ZM110 209H111V208H110ZM123 209H124V208H123ZM149 209H150V208H149ZM151 209H152V208H151ZM186 209H187V206H186ZM192 209H193V208H192ZM258 209L260 210V208H258ZM263 209H264V208H263ZM7 210H8V209H7ZM7 210H6V211H7ZM164 210H165V209H164ZM175 210H177V209H175ZM183 210H184V209H183ZM190 210H191V209H190ZM216 210H217V208H216ZM219 210H220V208H219ZM152 211H153V210H152ZM155 211H156V210H155ZM161 211H162V210H161ZM191 211H193V210H191ZM201 211H202V210H201ZM208 211H209V210H208ZM227 211H228V210H227ZM232 211H234V210H232ZM262 211H263V210H262ZM130 212H131V211H130ZM168 212H169V209H168ZM173 212H174V211H173ZM179 212H180V211H179ZM181 212H182V211H181ZM184 212H185V211H184ZM188 212H190V211H188ZM202 212H203V211H202ZM220 212H221V211H220ZM258 212H260V211H258ZM156 213H157V212H156ZM182 213H183V212H182ZM190 213H191V212H190ZM240 213H241V211H240ZM246 213H247V212H246ZM7 214H9V211H8ZM130 214H131V213H130ZM157 214H158V213H157ZM209 214H210V213H209ZM209 214H208V215H209ZM212 214H213V212H212ZM242 214H243V213H242ZM128 215H129V214H128ZM136 215H137V214H136ZM177 215H178V214H177ZM181 215H182V214H181ZM188 215H191V214L188 213ZM206 215H207V214H206ZM240 215H241V214H240ZM260 215H261V214H260ZM140 216H141V215H140ZM166 216H167V215H166ZM175 216H176V215H175ZM198 216H199V215H198ZM235 216H236V215H235ZM262 216H263V215H262ZM156 217H157V216H156ZM177 217H178V216H177ZM200 217H202V216H200ZM218 217H219V216H218ZM230 217H232V214H231ZM136 218L138 219V217H136ZM174 218H175V217H174ZM209 218H210V217H209ZM220 218H221V217H220ZM225 218H227V217H225ZM170 219H171V218H170ZM176 219H177V218H176ZM179 219H180V218H179ZM194 219H195V217H194ZM221 219H223V218H221ZM228 219H229V218H228ZM230 219H231V218H230ZM233 219H234V218H233ZM258 219H259V218H258ZM157 220H158V219H157ZM198 220H199V218H198ZM206 220H207V219H206ZM206 220L204 219V221H206ZM261 220H262V219H261ZM263 220H264V219H263ZM142 221H143V220H142ZM158 221H159V220H158ZM168 221H170V220H168ZM168 221H166V222H168ZM191 221H192V220H191ZM233 221H234V220H233ZM206 222H207V221H206ZM225 222H226V219H225ZM234 222H235V221H234ZM143 223H144V222H143ZM156 223H157V222H156ZM180 223H181V222H180ZM204 223H205V222H204ZM208 223H209V222H208ZM227 223H228V221H227ZM241 223H243V222H241ZM162 224H163V223H162ZM224 224H225V223H224ZM228 224H229V223H228ZM230 224H231V223H230ZM235 224H236V223H235ZM251 224H252V223H251ZM123 225H124V224H123ZM160 225H161V224H160ZM178 225H179V224H178ZM182 225H183V224H182ZM200 225H201V224H200ZM231 225H232V224H231ZM243 225H244V224H243ZM249 225H250V223H249ZM254 225H255V224H254ZM165 226H166V225H165ZM250 226H251V225H250ZM257 226H258V225H257ZM137 227H138V226H137ZM169 227H170V226H169ZM209 227H210V226H209ZM222 227H223V226H222ZM239 227H240V226H239ZM253 227H255V226H253ZM262 227H263V226H262ZM122 228H123V227H122ZM124 228H125V227H124ZM138 228H139V227H138ZM180 228H181V227H180ZM230 228H231V227H230ZM244 228H245V227H244ZM244 228H243V229H244ZM219 229H220V228H219ZM245 229H246V228H245ZM245 229H244V230H245ZM138 230H139V229H138ZM164 230H165V229H164ZM180 230H181V229H180ZM254 230H255V229H254ZM113 231H114V230H113ZM121 231H122V230H121ZM226 231H228V230H226ZM235 231H236V230H235ZM252 231H253V230H252ZM167 232H168V231H167ZM188 232H189V231H188ZM210 232H211V231H210ZM216 232L218 233V231H216ZM230 232H231V231H230ZM238 232H239V231H238ZM162 233H163V232H162ZM191 233H192V232H191ZM191 233H190V234H191ZM240 233H241V232H240ZM245 233H246V232H245ZM250 233H251V232H250ZM167 234H168V233H167ZM222 234H223V233H222ZM224 234H225V233H224ZM228 234H229V233H228ZM241 234H242V233H241ZM122 235H123V234H122ZM173 235H174V234H173ZM192 235H193V234H192ZM114 236H115V235H114ZM142 236H143V235H142ZM224 236H225V235H224ZM226 236H228V235H226ZM229 236H231V235H229ZM256 236H257V235H256ZM193 237H194V236H193ZM215 237H216V236H215ZM246 237H247V236H246ZM105 238H106V237H105ZM128 238H129V237H128ZM170 238H171V237H170ZM187 238H188V237H187ZM201 238H202V237H201ZM212 238H213V236H212ZM226 238H228V237H226ZM117 239H118V238H117ZM125 239H126V238H125ZM129 239H130V238H129ZM156 239H157V238H156ZM161 239H162V238H161ZM164 239H165V238H164ZM166 239H167V238H166ZM241 239H242V238H241ZM259 239H260V238H259ZM263 239H264V238H263ZM147 240H148V239H147ZM187 240H188V239H187ZM213 240H214V239H213ZM228 240H229V239H228ZM235 240H236V239H235ZM235 240H234V241H235ZM250 240H251V239H250ZM250 240H249V241H250ZM136 241H137V240H136ZM142 241H143V240H142ZM190 241H191V240H190ZM221 241H222V240H221ZM256 241H257V239H256ZM169 242H170V239H169ZM177 242H178V241H177ZM222 242H223V241H222ZM245 242H246V240H245ZM136 243H137V242H136ZM136 243H135V244H136ZM141 243H142V242H141ZM143 243H144V242H143ZM171 243H172V242H171ZM230 243H231V242H230ZM230 243H229V244H230ZM232 243H233V241H232ZM137 244H138V243H137ZM145 244H146V243H145ZM153 245H154V244H153ZM181 245H182V244H181ZM204 245H205V244H204ZM234 245H235V244H234ZM236 245H237V244H236ZM140 246H141V245H140ZM140 246H139V247H140ZM175 246H176V245H175ZM240 246H241V245H240ZM242 246H243V245H242ZM257 246H258V245H257ZM136 247H137V246H136ZM144 247H145V246H144ZM153 247H154V246H153ZM212 247H213V246H212ZM212 247H211V248H212ZM263 247H264V245H263ZM237 248H238V247H237ZM239 248H240V247H239ZM174 249H175V248H174ZM180 249H181V248H180ZM195 249H196V248H195ZM205 249H206V248H205ZM240 249H242V247H241ZM256 249H258V248H256ZM182 250H183V249H182ZM201 250H202V249H201ZM225 250H226V249H225ZM137 251H138V250H137ZM140 251H141V250H140ZM140 251H139V252H140ZM151 251H152V250H151ZM169 251H170V250H169ZM204 251H205V250H204ZM240 251H241V250H240ZM153 252H155V251H153ZM210 252H211V250H210ZM214 252H215V251H214ZM235 252H236V251H235ZM237 252H239V251H237ZM251 252H252V250H251ZM263 252H264V251H263ZM136 253L138 254V252H136ZM203 253H205V252H203ZM228 253H229V252H228ZM258 253H259V252H258ZM184 254H185V253H184ZM198 254H199V253H198ZM200 254H201V253H200ZM222 254H225V253H222ZM242 254H243V253H242ZM242 254H241V255H242ZM245 254H246V253H245ZM143 255H144V254H143ZM146 255H147V253H146ZM181 255H182V254H181ZM127 256H128V255H127ZM130 256H131V255H130ZM144 256H145V255H144ZM148 256H149V254H148ZM152 256H153V255H152ZM161 256H162V255H161ZM163 256H164V255H163ZM186 256H187V255H186ZM200 256H201V255H200ZM200 256H199V257H200ZM226 256H227V255H226ZM132 257H133V256H132ZM137 257H138V255H137ZM172 257H173V256H172ZM258 257H259V256H258ZM139 258H140V257H139ZM154 258L156 259V257H154ZM190 258H191V257H190ZM190 258H189V259L187 258V259L190 260ZM223 258H224V257H223ZM248 258H249V257H248ZM256 258H257V257H256ZM152 259H153V258H152ZM187 259H186V260H187ZM249 259H250V258H249ZM261 259H262V258H261ZM135 260H136V259H135ZM144 260H145V259H144ZM172 260H173V259H172ZM196 260H197V259H196ZM196 260H195V261H196ZM252 260H253V259H252ZM141 261H142V260H141ZM169 261H170V260H169ZM200 261H201V260H200ZM206 261H207V260H206ZM206 261H205V262H206ZM255 261H256V260H255ZM151 262H152V261H151ZM173 262H174V261H173ZM185 262H186V261H185ZM185 262H184V263H185ZM261 262H262V261H261ZM138 263H139V262H138ZM197 263H198V262H197ZM151 264H152V263H151ZM166 264H167V263H166ZM175 264H176V261H175ZM207 264H208V263H207ZM260 264H261V263H260ZM263 264H264V263H263Z\"/></svg>",
	"mask_w": 264,
	"mask_h": 264
},
{
	"label": "clouds",
	"instance_id": "9594fccd",
	"mask_svg": "<svg viewBox=\"0 0 264 264\" xmlns=\"http://www.w3.org/2000/svg\"><path fill=\"white\" fill-rule=\"evenodd\" d=\"M7 240H9V242H10V240H11V238L10 237H5Z\"/></svg>",
	"mask_w": 264,
	"mask_h": 264
}]
</instances>
